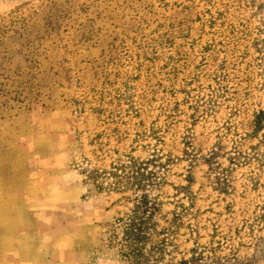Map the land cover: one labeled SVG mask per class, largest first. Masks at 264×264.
Here are the masks:
<instances>
[{"label":"rangeland","instance_id":"obj_1","mask_svg":"<svg viewBox=\"0 0 264 264\" xmlns=\"http://www.w3.org/2000/svg\"><path fill=\"white\" fill-rule=\"evenodd\" d=\"M153 154L177 259L264 264V0H0V257L41 226L128 264L132 193L79 171Z\"/></svg>","mask_w":264,"mask_h":264},{"label":"trees","instance_id":"obj_2","mask_svg":"<svg viewBox=\"0 0 264 264\" xmlns=\"http://www.w3.org/2000/svg\"><path fill=\"white\" fill-rule=\"evenodd\" d=\"M262 115L258 114L255 119V131L261 127ZM98 146L101 144L98 143ZM95 152L100 153V150ZM92 154L95 160L99 158L94 152ZM122 157L124 161H112L108 170L94 167L89 159L83 157L84 167L79 171L83 183L91 181L97 193H132L130 210L115 219L121 230V256L128 264H203V252L197 253L196 249L190 250L189 257L177 259L174 255L178 253L170 234L178 224L175 213L169 228L159 229L157 216L162 204L155 196V188L160 187L163 181L158 177L155 166L163 165L161 161L156 162L158 156L153 154L141 161L126 155Z\"/></svg>","mask_w":264,"mask_h":264},{"label":"crops","instance_id":"obj_3","mask_svg":"<svg viewBox=\"0 0 264 264\" xmlns=\"http://www.w3.org/2000/svg\"><path fill=\"white\" fill-rule=\"evenodd\" d=\"M41 229V226L28 227L21 233L24 241L12 249L14 252L0 257V264H75L70 259V256L75 255L73 244L65 243V247H60L56 239L48 244L42 237Z\"/></svg>","mask_w":264,"mask_h":264}]
</instances>
